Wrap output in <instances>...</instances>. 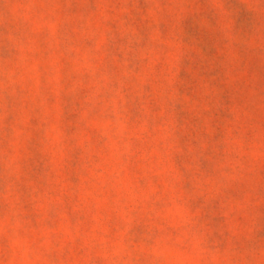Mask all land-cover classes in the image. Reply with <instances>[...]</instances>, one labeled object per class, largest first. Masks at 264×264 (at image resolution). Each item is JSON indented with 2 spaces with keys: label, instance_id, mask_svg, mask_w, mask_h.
I'll list each match as a JSON object with an SVG mask.
<instances>
[{
  "label": "rangeland",
  "instance_id": "1",
  "mask_svg": "<svg viewBox=\"0 0 264 264\" xmlns=\"http://www.w3.org/2000/svg\"><path fill=\"white\" fill-rule=\"evenodd\" d=\"M0 264H264V0H0Z\"/></svg>",
  "mask_w": 264,
  "mask_h": 264
}]
</instances>
